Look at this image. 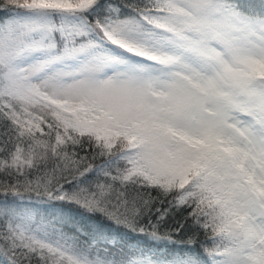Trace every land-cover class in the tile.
I'll list each match as a JSON object with an SVG mask.
<instances>
[{
	"label": "snow or ice",
	"instance_id": "snow-or-ice-1",
	"mask_svg": "<svg viewBox=\"0 0 264 264\" xmlns=\"http://www.w3.org/2000/svg\"><path fill=\"white\" fill-rule=\"evenodd\" d=\"M0 264H264V0H0Z\"/></svg>",
	"mask_w": 264,
	"mask_h": 264
}]
</instances>
